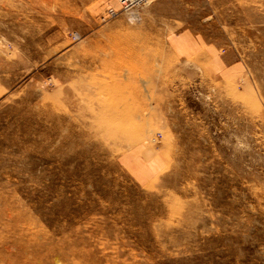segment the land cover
<instances>
[{
    "label": "rangeland",
    "instance_id": "374dc122",
    "mask_svg": "<svg viewBox=\"0 0 264 264\" xmlns=\"http://www.w3.org/2000/svg\"><path fill=\"white\" fill-rule=\"evenodd\" d=\"M155 1L0 0V264H264V40L213 75Z\"/></svg>",
    "mask_w": 264,
    "mask_h": 264
},
{
    "label": "crops",
    "instance_id": "0c3cea01",
    "mask_svg": "<svg viewBox=\"0 0 264 264\" xmlns=\"http://www.w3.org/2000/svg\"><path fill=\"white\" fill-rule=\"evenodd\" d=\"M155 2H180V22L185 25L179 33L171 37L172 43L181 59H190L192 65L206 69L213 75L229 79L241 76L246 70L244 54H251L252 51L247 40H264V0H157ZM209 20L213 24L227 23L228 35L222 28L213 27V24L210 27L205 25ZM231 36L238 40V45L225 41ZM120 162L137 179L142 180L147 179L161 164L155 151L146 146L137 147L134 151L123 154Z\"/></svg>",
    "mask_w": 264,
    "mask_h": 264
},
{
    "label": "built area",
    "instance_id": "2783aa9c",
    "mask_svg": "<svg viewBox=\"0 0 264 264\" xmlns=\"http://www.w3.org/2000/svg\"><path fill=\"white\" fill-rule=\"evenodd\" d=\"M119 3V8L122 11L125 12H129V11H133L134 9L138 8L139 6L143 5V4H147L150 3L154 0H116ZM118 13V10L110 7L107 10V14L108 16H114Z\"/></svg>",
    "mask_w": 264,
    "mask_h": 264
}]
</instances>
